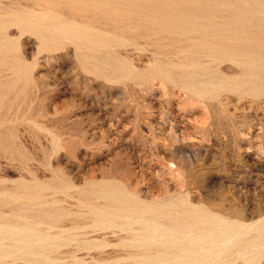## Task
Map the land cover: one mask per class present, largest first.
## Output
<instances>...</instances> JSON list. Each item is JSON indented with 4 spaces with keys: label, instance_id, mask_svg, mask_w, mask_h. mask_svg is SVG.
<instances>
[{
    "label": "rangeland",
    "instance_id": "rangeland-1",
    "mask_svg": "<svg viewBox=\"0 0 264 264\" xmlns=\"http://www.w3.org/2000/svg\"><path fill=\"white\" fill-rule=\"evenodd\" d=\"M0 258L264 264V0H0Z\"/></svg>",
    "mask_w": 264,
    "mask_h": 264
},
{
    "label": "bare ground",
    "instance_id": "bare-ground-1",
    "mask_svg": "<svg viewBox=\"0 0 264 264\" xmlns=\"http://www.w3.org/2000/svg\"><path fill=\"white\" fill-rule=\"evenodd\" d=\"M226 2V1H225ZM137 3V2H136ZM122 8V7H121ZM82 10V9H81ZM118 11V10H117ZM129 11V10H128ZM103 12V11H102ZM95 13V12H94ZM100 13V12H99ZM84 14V13H83ZM91 14V13H90ZM109 14V13H108ZM114 14H115V12H114ZM244 14V13H243ZM246 14V13H245ZM87 15H89V14H87ZM99 15V14H98ZM107 15V14H106ZM247 15H250V14H247ZM97 17H99V16H97ZM247 17V16H246ZM248 18V17H247ZM105 19V18H104ZM108 19V18H107ZM134 19V18H133ZM89 21V20H88ZM100 22V21H99ZM95 23V22H94ZM138 23H140V22H138ZM102 24V23H101ZM107 25V24H106ZM110 25V24H109ZM111 25H113V24H111ZM122 25V24H121ZM125 25V24H124ZM123 25V26H124ZM137 25V24H136ZM102 26V25H101ZM119 26V25H118ZM126 26H128V25H126ZM130 26V25H129ZM132 26V25H131ZM130 26V27H131ZM91 27H93V26H91ZM104 27H106L105 25H104ZM145 27V26H144ZM97 28V27H96ZM116 28V27H115ZM106 29V28H105ZM110 29V28H109ZM112 29V28H111ZM123 29V28H122ZM152 29V28H151ZM155 29V28H154ZM102 30H104V29H102ZM107 30H108V28H107ZM67 31V30H66ZM110 31V30H109ZM72 32V31H71ZM103 32H105V30L103 31ZM112 33H114L113 31H111ZM137 32V31H136ZM143 32V31H142ZM106 33H107V31H106ZM151 35V34H150ZM82 36V35H81ZM101 39V38H100ZM145 39V38H144ZM130 41V40H129ZM114 44V43H113ZM131 46V45H130ZM128 47V46H127ZM237 49V48H236ZM239 49V48H238ZM175 50V49H174ZM195 52V51H194ZM215 52V51H214ZM180 53V52H179ZM247 53H248V51H247ZM250 53V52H249ZM208 54V53H207ZM251 57V56H250ZM197 58V57H196ZM243 63V62H242ZM22 230V229H21ZM18 231V230H17ZM17 231H16V233H17ZM31 231V230H30ZM185 235V234H184ZM39 256V255H38ZM36 257H37V255H36ZM187 257V256H186ZM1 259V258H0ZM183 259V258H182ZM185 259V258H184ZM191 262V261H190ZM195 263V262H194ZM173 264H184V263H182V262H180V261H177V262H175V263H173Z\"/></svg>",
    "mask_w": 264,
    "mask_h": 264
}]
</instances>
